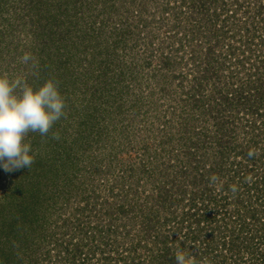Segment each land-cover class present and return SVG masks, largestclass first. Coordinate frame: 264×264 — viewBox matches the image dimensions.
<instances>
[{"label": "rangeland", "instance_id": "1", "mask_svg": "<svg viewBox=\"0 0 264 264\" xmlns=\"http://www.w3.org/2000/svg\"><path fill=\"white\" fill-rule=\"evenodd\" d=\"M245 4L246 0H0V76L33 88L53 80L65 101V115L47 135L25 136L34 158L31 168L6 172L0 167L6 176L0 181V234H11L0 237V249H5L0 251V264H73L70 244L88 241L85 250L101 237H116L127 264H163L160 253L166 247L195 261L199 242L209 243L206 238L211 236L221 239L220 249L229 262L264 264V243L258 240L262 237L248 241L254 254L250 261L248 251L222 246V240L232 241L224 225L232 229L235 220L217 219L213 233L203 230L201 236L192 220H183L180 227L175 223L182 219V210L195 209L191 195L217 192L221 182L228 185L227 210L236 208L233 199L238 198L246 218L253 208L264 217V159L262 164L258 160L264 147V62L254 69L251 62L237 67L227 56L230 39L213 35L219 33L227 10L241 18L253 12L248 9L244 15ZM259 26L257 35L264 36V25ZM208 46L213 47L212 57L206 55ZM25 54L33 58L27 64L21 62ZM232 84L246 93L242 99L229 97V105L220 94ZM241 104L248 110L242 111ZM212 106L230 118L225 125L233 131L231 150L249 146V136L256 134L258 150L250 147L258 160L253 176L233 174L230 165L246 159L240 154L224 160L221 174L214 173L212 166L220 162L214 137L220 130L214 122L220 119L212 116ZM250 107L258 108V116ZM237 115L255 120L256 131ZM252 182L262 189H253ZM22 183H31L34 194L24 189L22 200H13L11 186ZM159 190L171 195V211L156 209ZM9 197L6 207L4 198ZM105 200L113 203L111 218ZM29 202L34 204L25 209ZM95 202L99 205L93 209ZM128 203L142 217L133 213L129 235L123 234L128 229L109 233V223H128L132 214L116 210L118 204ZM40 205L43 214L34 211ZM150 221L158 223L147 235L142 224L150 226ZM212 263L201 257L195 264Z\"/></svg>", "mask_w": 264, "mask_h": 264}, {"label": "trees", "instance_id": "2", "mask_svg": "<svg viewBox=\"0 0 264 264\" xmlns=\"http://www.w3.org/2000/svg\"><path fill=\"white\" fill-rule=\"evenodd\" d=\"M245 6L246 7L244 10V12H245L244 15H246L247 11L249 13L248 9H250V11L253 10V12H250L248 16H243L241 18L239 16L237 17V14L236 13L233 14V12H231V14H228V12H227L228 10H227L226 14H225L226 18L223 19L222 25L219 26L218 30H216L214 28L219 33L213 32V35H217L221 39H226V38L230 39L229 46L231 49L228 50L229 54H227V56H228V58H233L232 61L234 63L233 62L232 63L234 65H236L237 67H240V66L243 67L245 64L251 62V63H249V67L251 66V68L254 69L255 67H257V64H256L257 62H260V63L264 62V36H261L260 34L257 35L258 29L262 28V26H259V25L260 24L264 25V0H246ZM224 10H225V8H224ZM251 13H253V14H251ZM189 32H190V30H189ZM205 51H206V55L211 56L212 51H213V47L208 46ZM210 59H212V58H210ZM207 62L210 63L209 61H207ZM232 86L233 87H231V90L225 92V94H220V99L226 103H228L229 97H231V98H229V100H231L232 97H236L238 99L243 98L242 95H243L245 89H243V87L241 85H238V84H236V85L232 84ZM245 93H246V91H245ZM232 95H234V96H232ZM244 99L246 100L248 98L244 97ZM231 103L232 102L230 101L228 104L230 105ZM240 106L242 107V109H241L242 111H243V109H246V111L248 110V107L244 106V104H241ZM252 107H250L251 111L256 112L255 115L258 116V113H257L258 108L257 107L252 108ZM209 108H210L211 112H213V111L216 112V113H212V116H215V119H217V118L220 119V122L219 121L214 122L215 128L216 129L218 128V130H220L219 133L216 132V134H215L216 136L214 135V137L216 138V141L218 142V149H217L216 153L219 154V156H220V162L219 163L216 162L212 166V169L215 170L214 173L221 174L220 172H223V166L221 164H224V160L228 161V158H230V156L231 157H238L240 154L246 158L243 161L244 163L237 161L234 164L232 163L230 165V167L235 168L232 171L233 174H235V173L239 174L240 173L243 175V177L245 179H247L249 176L248 174L252 175V173H254L253 169H256L255 162H258V160H259L260 164H262V161L264 159V147L261 148L262 152H260V155H259V158L257 161L253 158V156L256 154V152L252 151L255 154L252 156L249 155V152H251L250 147H252V145H253L255 150H258V148H257L258 143L255 140L256 134H252L251 136H249V143L251 142L249 146H247V147L234 146L235 149L231 150L232 148H230V145L232 144V142L230 139V136H231L230 134L233 131H232V128H230V126L225 125L226 123L229 122L230 118L223 116L224 113L221 114V112L219 110H216V108L214 106L209 107ZM239 108H237V110H236L237 112L239 111ZM251 114L252 113L250 112V115ZM237 117H239V116L237 115ZM235 119L236 118L233 119L234 124L236 123ZM239 119L244 120L243 122L245 124L246 123L250 124L251 128L254 126L252 128V131H256L255 129H257V126L255 125V120L253 121L251 119H246V118H244V116L243 117L240 116ZM259 119H261V118H259ZM232 125L233 124H231V126ZM237 149H239V150H237ZM191 151H193V155H194V153H196V152H194L195 151L194 149ZM231 151H232V154L230 153ZM5 177H6L5 173L1 168L0 169V181L3 180ZM263 177H264V174H263ZM253 178L256 180L258 178V176H254ZM263 182H264V178H263ZM253 184H254L253 189H255V190H259V189L261 190L262 189V187H260V185H259V182H254ZM227 186H228L227 183L221 182L220 183V189L217 192H210L208 190L209 192L208 191H202L201 194L195 193V194L191 195L190 198L192 200L193 206L195 205V209L192 207L193 212H191L189 209L182 210L180 212V214L182 215V219H180V222H175V223H176L177 227H180V224H181V222H183V220L189 219L195 223V227H196L195 229L197 230V232H199V234L203 230H205V232L208 231V234H210V233H213L214 227H215V226H212V223L215 222L217 219L222 218V219L228 220L226 218V217H228V218H230V220L231 219L235 220L236 225L232 229H228V226L224 225L226 227V231H227L226 233L228 234L229 237H231L232 241L229 244H227L226 242H224V240H222L223 241L222 246L225 247L228 245L227 250H233V249L239 247V248H241L242 251H248L247 257L249 258V261H250V260L254 259V258H252L254 256L253 252H249L250 251L249 247H251L250 243L254 239L256 240L260 237H262V238L258 239V240H261L264 243V217L259 216L256 213L257 210L255 208H253L252 211L248 210L247 214H249V218L248 217L246 218L245 215H243L244 212H242V210L239 209L237 206L239 203L238 198L233 199V202L236 205V208L227 210L225 208V205H224V204H226L225 199L227 198V195H228V194H226V190L228 189ZM15 187H16L15 185L11 186V189H13L12 191L14 192L13 193L14 195H12V194L9 195L13 200H15L16 197L18 199L22 200L21 199V196H22L21 191L23 192V190L25 189L24 191H26V193H28L29 190L33 193V188H34L31 183H22L21 186H19V188H15ZM161 191L159 190V192L157 193V196H156L157 197L156 201L158 204L156 209L161 208L163 210V212L166 213L167 211L168 212L171 211L173 199L171 200V195L168 194V190H164L163 194L161 193ZM112 192L113 191H111V194H113ZM3 197H6V194H4ZM10 197L8 199L4 198V202L6 203V207L9 206L11 201H12V200H10L11 199ZM24 198L26 199V194H24ZM137 200H138V198H137ZM219 201L221 202V204L219 203ZM222 202H225V203H222ZM15 203H16V201H15ZM32 204H34V203L29 202V204H26L25 209L26 208L28 209V207ZM103 204L105 206H107L106 214L109 215L111 218V216L113 215V212H110L111 211L110 207H111V205H113V203L105 200L103 202ZM97 205H99V204L97 202H95L93 204V209H95V207ZM210 205H211V208H208V206H210ZM196 206H199V207H196ZM35 209H34V211L37 214H38V212L39 213L41 212V214H43V212H42L43 208L41 205L37 206V208H35ZM116 210H118L119 213H121L123 215L129 214V213L132 215L129 217L128 223L127 222H121V224H118V225L109 223L108 227L106 228L107 231L109 233L111 232L114 234H116V233L118 234V233H121L122 230L128 229L127 232L123 231L124 233L123 232L122 233L124 235H126V234L129 235L130 234L129 229H131V226H129L130 225L129 221L132 218H135V215L133 214L136 211V210H134V206L133 205L130 206L129 203H128V206H126V207L123 204L122 205L118 204ZM139 210L141 211L142 209H139ZM172 211L174 212L175 210H172ZM156 212H159V211H156ZM136 213H137L136 214V216H137L138 214L140 215L141 212L136 211ZM140 217H142V215H140ZM161 218H163V217H161ZM167 218L168 217H166V220L164 219V222H165L164 225H166V222L168 221ZM174 218L177 219L178 216H175ZM247 219H249V220L247 221ZM148 220H150V218H148ZM155 222H154V224H152V221H150V226H149V224L148 225L145 223L142 224V229L146 230L145 232L147 233L148 229L157 226L158 221L156 223ZM201 222H204V224L206 223V225L204 226V224H202ZM131 223L134 224V221L131 220ZM141 223H143V221H141ZM189 224L192 225V222L190 221ZM2 225H3V223L0 222V232H3L2 231L3 230ZM21 226H22V224H21ZM174 228L177 229L175 226H174ZM18 230H19V228L17 227V231ZM232 230H234V231H232ZM99 232L101 233L102 231L99 230ZM242 234L249 235L248 239L243 237ZM9 235H11V234H9ZM9 235L3 236L0 234V237L2 236V237L7 238V236H9ZM85 235H87V232H85ZM147 235H148V233H147ZM200 236H201V234H200ZM90 238H91L90 242L93 244L94 235H91ZM101 238H102V240H100V241L98 240V242H96L95 245H93L91 248L89 246L85 250L83 249V247L85 245H88V243H89L88 241H86L85 243L80 242L77 244H70L69 243L70 245H72V248L70 250H72L75 253V255H73V257H72V260L74 261L73 264H76V261L78 259H80L79 264H82L85 262H87V264H117V263L118 264H127L128 263V257L124 256V254H122V251H120V248H118V246H116V241H117L116 237L114 238L113 241L109 240V239H107L105 241L103 237H101ZM192 239L193 240L196 239L194 235H193ZM165 240H166V238H165ZM206 240L209 243H205V241L199 242L200 244L201 243L202 244L194 252V256H195L194 262L195 263H197V261L200 260L202 257L205 262H211V263L213 262L214 264H234V262H229V259L226 258L225 254H222L223 250L220 249L221 248V246H220V244H221L220 240L221 239L220 238L214 240L213 236H211L209 238V240L207 238H206ZM248 241H251V242H248ZM0 242H2V241H0ZM110 242L112 244H110ZM135 244L139 245L138 242ZM5 245H6V243H5ZM107 245H108V248H107ZM112 245H114V246H112ZM6 248H7V245H6ZM10 248L13 250L12 246H10ZM4 250H5L4 248L0 249V251L2 253ZM7 250H8V248H7ZM214 251H216V252H214ZM209 252H214V253L209 254ZM202 254H204V256H202ZM175 255H176L175 253H172L170 251L169 247H166L165 251H163V253H160V256H161L160 262L163 264L164 263L165 264H176ZM199 256H201V257H199ZM243 258H242V260H243ZM237 261H240V260H237Z\"/></svg>", "mask_w": 264, "mask_h": 264}, {"label": "clouds", "instance_id": "3", "mask_svg": "<svg viewBox=\"0 0 264 264\" xmlns=\"http://www.w3.org/2000/svg\"><path fill=\"white\" fill-rule=\"evenodd\" d=\"M30 55L21 57L27 64ZM35 67V64L33 65ZM65 101L59 92L57 83L47 80L38 88H33L21 80H9L0 76V167L6 172L21 168L30 169L34 158L31 146L24 142L29 132H38L41 136L49 133L52 126L65 115ZM58 139V133H53ZM249 155H254L249 152ZM215 181L217 178H211ZM230 190L237 192V186ZM176 264H195L183 252L175 255Z\"/></svg>", "mask_w": 264, "mask_h": 264}]
</instances>
